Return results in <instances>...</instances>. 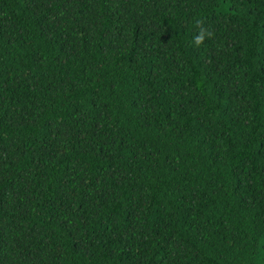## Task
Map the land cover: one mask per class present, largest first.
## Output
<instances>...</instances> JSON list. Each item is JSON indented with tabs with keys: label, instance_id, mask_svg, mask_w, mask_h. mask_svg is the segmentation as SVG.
Masks as SVG:
<instances>
[{
	"label": "trees",
	"instance_id": "obj_1",
	"mask_svg": "<svg viewBox=\"0 0 264 264\" xmlns=\"http://www.w3.org/2000/svg\"><path fill=\"white\" fill-rule=\"evenodd\" d=\"M0 264H264V0H0Z\"/></svg>",
	"mask_w": 264,
	"mask_h": 264
},
{
	"label": "clouds",
	"instance_id": "obj_2",
	"mask_svg": "<svg viewBox=\"0 0 264 264\" xmlns=\"http://www.w3.org/2000/svg\"><path fill=\"white\" fill-rule=\"evenodd\" d=\"M204 38L203 32L201 33V35H199L198 37H196L197 43H199L200 41H202Z\"/></svg>",
	"mask_w": 264,
	"mask_h": 264
}]
</instances>
